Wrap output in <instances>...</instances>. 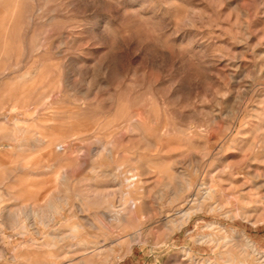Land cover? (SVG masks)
Masks as SVG:
<instances>
[{"label":"rangeland","instance_id":"374dc122","mask_svg":"<svg viewBox=\"0 0 264 264\" xmlns=\"http://www.w3.org/2000/svg\"><path fill=\"white\" fill-rule=\"evenodd\" d=\"M253 250L264 0H0V264Z\"/></svg>","mask_w":264,"mask_h":264},{"label":"bare ground","instance_id":"6f19581e","mask_svg":"<svg viewBox=\"0 0 264 264\" xmlns=\"http://www.w3.org/2000/svg\"><path fill=\"white\" fill-rule=\"evenodd\" d=\"M15 108V107H14ZM13 136V135H12ZM2 165V164H1ZM20 166V165H19ZM44 167V166H43ZM31 169V168H30ZM243 169V168H242ZM24 176V175H23ZM177 189L178 190H181V186L179 185V184H177ZM206 195H209L208 193H206ZM194 197V196H193ZM63 204H65V205H67V201L65 200V199H63ZM132 206V205H131ZM50 209H51V211L53 212V214L54 213H56V212H58L59 211V207H58V205L57 204H51V206H50ZM135 210V209H134ZM30 214L31 215H34V216H39L38 218H40L41 220H43L45 223H47V222H49V221H51L52 220V218H53V216H52V214H51V216H49V215H44V214H38V212L37 211H31L30 212ZM50 214V213H49ZM188 214H189V211H185L184 213H183V216H188ZM115 219V218H114ZM42 221V222H43ZM184 223V222H183ZM233 239V238H232ZM87 243V242H86ZM246 245L247 244H249L248 243V241L245 243ZM84 245H86V244H84ZM99 248V247H98ZM255 250V249H254ZM254 250L252 251L253 253H252V255L250 256V259L252 260V261H254L256 264H264V255L262 254V255H259V256H257L256 257V255H255V253H254ZM256 251V250H255ZM229 259H230V261L233 263V264H235L234 263V261H233V258H231V255H229V257H228ZM251 262V261H250ZM241 263V262H240ZM241 264H248V263H246V262H242ZM250 264V263H249Z\"/></svg>","mask_w":264,"mask_h":264}]
</instances>
